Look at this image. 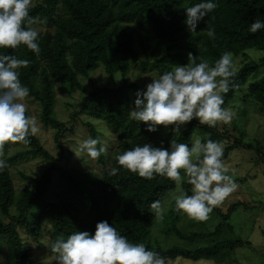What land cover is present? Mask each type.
<instances>
[{"label":"trees","instance_id":"16d2710c","mask_svg":"<svg viewBox=\"0 0 264 264\" xmlns=\"http://www.w3.org/2000/svg\"><path fill=\"white\" fill-rule=\"evenodd\" d=\"M199 0H33L34 7L30 15L35 21H44L51 29L39 35V54L33 53L26 46L17 49H0V54L15 55L30 61L28 67L19 69L20 80L27 86L30 94L27 98L39 106L40 122L44 128L54 131V139L59 150L58 158L51 155L34 135L30 143H14L23 147L13 157L5 159L8 167L0 171V213L5 221H0V237L5 238V256L3 264H42L34 261L31 250L23 236L34 242H40L45 228L53 238L66 239L75 231L94 233L95 225L101 220L112 224L131 243H143L147 248L158 251L165 260L178 256L187 259H211L224 252H235L249 243L238 238L211 239V245L187 250L173 246L163 249L152 245L150 233L156 216L150 208L152 201L175 190L174 181L155 176L151 180L139 177L136 173L120 167L116 156L135 145L151 143L165 148L168 139L159 131L148 132L144 122L129 119V111L134 108L130 100L131 91L143 90L127 84L125 81L116 88L95 87L85 91L79 78H87L89 72L100 65L105 73L112 76L119 74L123 79L129 71L131 62L138 60L134 48V34L128 26L139 24L144 29L139 33V42L143 53L154 48L156 57L152 62L148 58L143 62V70L154 71L159 75L174 69L176 65L199 62L207 59L210 66L225 52L233 56L248 49L259 51L261 55L250 60L235 71L231 78L232 86L227 93H222L227 107L247 78L258 68L264 67V29L250 32L249 25L254 19L264 21V0H215L217 7L198 23L195 32H190L184 23V9L198 3ZM206 21V23H205ZM33 25V24H32ZM31 25V27H32ZM215 30V38H209L207 29ZM152 39L153 45L144 46ZM145 37V38H142ZM191 53L192 57H189ZM189 57V58H188ZM65 86L67 90L78 92L80 102L78 110L70 114V128L54 117L53 87ZM241 106L250 104L264 117V76L246 84L238 97ZM244 109V108H243ZM245 115V109L241 116ZM85 119V121H83ZM91 120L99 121L113 137L116 154L109 166H104V158L98 157V171L82 175L81 170L67 166L73 153L67 146L70 142L57 141L66 132H72L74 122L88 128L91 138H98ZM235 135L224 131H212L207 139L224 145L223 160L236 149L253 150L260 153L257 141H245L244 132L239 125H232ZM208 131L206 125L197 120L186 123L180 128V135H175L178 143L190 145V138L195 130ZM172 132L167 136L174 135ZM100 140V139H99ZM101 142V141H100ZM65 144V145H64ZM8 143L3 147V154ZM66 146V147H64ZM100 147V144L97 145ZM70 153V155H68ZM70 156V157H69ZM40 157L46 164L43 171L35 176L21 178L28 183L15 187L10 167L18 159ZM120 170L109 175L111 168ZM57 176V192L53 200L45 198L51 189L53 175ZM183 177L181 190L191 194V185ZM247 204L235 202L225 214H219V222L212 232L184 234L177 228L181 212L175 210V204L163 214L159 230L163 236L174 235L178 240L192 243L200 236L216 237L221 232H232V226L226 221L236 206ZM55 254V253H53Z\"/></svg>","mask_w":264,"mask_h":264},{"label":"clouds","instance_id":"9594fccd","mask_svg":"<svg viewBox=\"0 0 264 264\" xmlns=\"http://www.w3.org/2000/svg\"><path fill=\"white\" fill-rule=\"evenodd\" d=\"M33 0H0V49H17L24 45L39 54V32L31 27L36 21L30 15ZM217 4L215 0H199L184 9V23L190 32H195L199 22L211 13ZM206 23V21H205ZM264 29V21L254 19L249 31L256 33ZM209 38H215V30L207 29ZM189 57H192L189 53ZM188 57V58H189ZM30 61L15 55L0 54V171L8 167L3 158L5 143H30V137L39 131L34 116L26 115L23 102L30 94L20 80L19 69L28 67ZM231 52L225 51L214 66L201 57L199 62L176 65L174 69L151 79L143 90L135 93L134 108L129 119L144 122L148 132L157 131V126L172 127L180 135L181 126L194 119L201 125L214 127L218 122L228 124L234 114L224 105L222 93H227L235 76ZM100 144V147L97 145ZM79 149L95 159L106 151L99 138L82 140ZM224 145L212 139L192 138L191 144L178 143L176 138L165 148L151 143L135 145L116 156L117 164L151 180L164 176L181 188L183 177L191 185V194L181 190L176 195L175 210L187 217L206 221L213 207L232 193L237 185L229 174L224 160ZM120 169L113 167L109 175ZM153 213L163 218L162 203L152 201ZM55 253L57 264H166L158 251L143 243H131L106 220L96 223L94 233L75 231L66 239L57 238L50 247Z\"/></svg>","mask_w":264,"mask_h":264},{"label":"rangeland","instance_id":"374dc122","mask_svg":"<svg viewBox=\"0 0 264 264\" xmlns=\"http://www.w3.org/2000/svg\"><path fill=\"white\" fill-rule=\"evenodd\" d=\"M37 29L39 34L42 35L48 30H51L44 21H37L32 25ZM128 30H131L134 34V48L138 53V60L131 62L129 65V71L124 79L119 75H108L102 65L95 70L89 72L87 78H79V82L85 91H91L95 87L116 88L120 86L123 81L127 84H133L138 88L144 89L145 85L151 82V79L158 78L156 72L147 71L142 69L143 62L148 58L149 62H152L156 57L154 48L149 50L147 55L143 53V46L139 42V33L144 32V29L139 24L128 26ZM143 36H146L143 34ZM145 38V37H142ZM144 46L153 45L152 39L148 36V39L143 43ZM261 53L259 51L248 49L244 53L237 56H233L235 70L239 69L243 64L250 60H255ZM264 76V67L258 68L254 71L246 80L242 89H239L233 100L229 103V108L234 117L228 124L218 122L216 126L209 127L208 131H201L196 129L192 137L190 138V144L193 137L199 136L202 141L209 137L212 131H224L235 135L232 125L236 124L244 132V140H255L260 146V153L264 157V117H262L258 111L250 104L241 106L238 97L245 89L246 84L252 81H256ZM137 91H131L130 100L136 99L135 93ZM81 95V94H80ZM80 95L78 92L67 90L65 86L55 84L53 87L54 96V117L59 121L65 123L67 130L70 128V114L74 111L73 107L76 104L75 111L78 110L77 104L80 102ZM26 104V115L34 116L38 122L39 131L35 136L38 138L40 144L48 150L51 155L58 158L59 150L56 146L54 139V131L46 129L40 122V110L39 106L31 101L29 98H25L23 101ZM245 109V115L241 116ZM85 121V119H83ZM90 123L95 126L99 133V139L101 143L106 147V151L102 153L104 158V166H109L116 154V145L113 137L108 134L106 128L99 121L91 120ZM74 129L72 132H66L60 140L57 141L60 147L61 142H70L67 148L73 153L72 158L67 162V166L76 170H81L82 175H90L92 172L98 171V157L93 159L89 157L85 152L79 149V145L82 140L91 137L89 135L88 128H83L81 123L74 122ZM173 126H157L159 133L166 139L172 140L175 135L167 136L170 133ZM65 145V144H64ZM66 147V146H64ZM21 150H25L23 147L14 145V143H8L7 150L3 155L4 159L10 158L18 154ZM70 155V153H68ZM71 156V155H70ZM69 156V157H70ZM226 167L229 168V174L233 176L236 183V189L225 197L220 204L213 207V211L209 214V218L206 221H198L187 217L181 213L177 228L184 234L189 233H202L212 232L213 228L219 222V214H225L227 208L235 202H242L247 204L245 206H236L232 211L227 224L232 226V232H221L216 237L200 236L195 238L192 243H186L185 241L178 240L174 235L169 234L163 236L159 230H162L161 218L157 217L151 228L150 238L152 245H159L163 249L177 246L179 248H185L187 250H194L199 247L211 245V239L215 238L222 240L229 237L238 238L243 241H247L249 244L242 248L237 249L235 252H224L218 255L216 258L211 259H198L192 260L182 256H178L173 260H166V264H264V161L260 155L253 150H243L241 148L233 150L226 160H224ZM46 164L40 157L31 159H18L10 167L12 181L15 187H21L23 184L28 183L21 178V174L27 177L40 174ZM57 176L53 175V182H51V189L45 195L46 199L53 200L57 192ZM181 188H177L171 193L162 197L163 214L171 207V203H174L176 195H178ZM175 204V203H174ZM214 210H219L214 211ZM0 221H5L0 213ZM24 242L30 248L33 260L42 264H57L55 260V254L50 251L53 238L49 234V230L46 227L40 242H34L29 237L23 236ZM5 238L0 237V264L4 263L5 256Z\"/></svg>","mask_w":264,"mask_h":264}]
</instances>
